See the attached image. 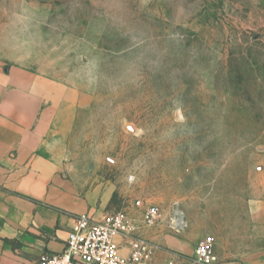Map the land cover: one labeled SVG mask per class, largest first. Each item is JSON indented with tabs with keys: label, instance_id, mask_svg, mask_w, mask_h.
Here are the masks:
<instances>
[{
	"label": "rangeland",
	"instance_id": "rangeland-1",
	"mask_svg": "<svg viewBox=\"0 0 264 264\" xmlns=\"http://www.w3.org/2000/svg\"><path fill=\"white\" fill-rule=\"evenodd\" d=\"M16 93L51 117L39 190L0 186V226L13 202L122 213L153 247L210 237L220 261L264 255V0H0V100Z\"/></svg>",
	"mask_w": 264,
	"mask_h": 264
},
{
	"label": "crops",
	"instance_id": "crops-1",
	"mask_svg": "<svg viewBox=\"0 0 264 264\" xmlns=\"http://www.w3.org/2000/svg\"><path fill=\"white\" fill-rule=\"evenodd\" d=\"M0 101V186L22 185L30 191H38L37 183L40 179L31 172L35 165L33 154L39 143V133L51 116L47 111L41 113L39 99L33 96L16 93ZM13 151L16 152L15 157L10 158ZM28 159L30 161L27 162ZM24 169L30 172L29 175L18 179ZM33 184L36 187L31 186ZM2 200L0 196V215L9 212ZM10 209L7 223L0 226V264H33L38 261L36 258L41 254L40 248L46 254L63 251L67 235L73 226V218L63 219L53 211L34 210L23 205L18 209L14 202ZM24 231L30 234L20 236ZM6 237L19 240L21 250L31 251L34 255L28 258L15 255L1 241ZM158 243L152 246L149 264H194L193 253L183 249L178 240L166 238ZM217 264H264V255L245 256L232 261L218 259Z\"/></svg>",
	"mask_w": 264,
	"mask_h": 264
},
{
	"label": "built area",
	"instance_id": "built-area-1",
	"mask_svg": "<svg viewBox=\"0 0 264 264\" xmlns=\"http://www.w3.org/2000/svg\"><path fill=\"white\" fill-rule=\"evenodd\" d=\"M160 218L157 207H148L142 223L153 226ZM62 252L41 256L33 264H149L152 245L140 235L124 214L113 213L95 217L89 212L75 215ZM181 225L172 219L171 227ZM194 264H217L218 256L212 238L205 237L193 250ZM169 264H174L170 262Z\"/></svg>",
	"mask_w": 264,
	"mask_h": 264
},
{
	"label": "bare ground",
	"instance_id": "bare-ground-1",
	"mask_svg": "<svg viewBox=\"0 0 264 264\" xmlns=\"http://www.w3.org/2000/svg\"><path fill=\"white\" fill-rule=\"evenodd\" d=\"M181 222V219H179V216H178V214L176 213V215H174V217H173V222L175 223V224H178L179 222ZM178 225H181V224H178Z\"/></svg>",
	"mask_w": 264,
	"mask_h": 264
}]
</instances>
